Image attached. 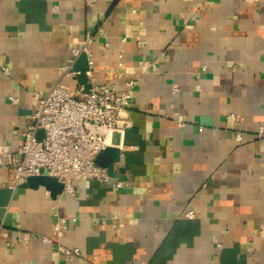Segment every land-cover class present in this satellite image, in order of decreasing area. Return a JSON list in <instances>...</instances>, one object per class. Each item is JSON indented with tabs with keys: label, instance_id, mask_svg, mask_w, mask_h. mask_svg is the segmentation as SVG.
Wrapping results in <instances>:
<instances>
[{
	"label": "crops",
	"instance_id": "crops-1",
	"mask_svg": "<svg viewBox=\"0 0 264 264\" xmlns=\"http://www.w3.org/2000/svg\"><path fill=\"white\" fill-rule=\"evenodd\" d=\"M57 81L130 92L119 154L53 195L4 159L0 264H264V0H0V144Z\"/></svg>",
	"mask_w": 264,
	"mask_h": 264
},
{
	"label": "built area",
	"instance_id": "built-area-1",
	"mask_svg": "<svg viewBox=\"0 0 264 264\" xmlns=\"http://www.w3.org/2000/svg\"><path fill=\"white\" fill-rule=\"evenodd\" d=\"M90 42L91 37H85L82 46L72 50L73 57L82 51L88 52ZM138 44L143 43L139 41ZM72 62L73 58L62 65L61 77L80 73L71 70ZM87 64L84 74L91 78V58ZM132 83L129 80L126 84L130 86ZM35 98L36 108L27 130L21 133L17 150L12 151L7 145L0 144V163L8 159L12 169L10 187L15 188L28 177L39 175L56 178L68 192L73 191L75 179L107 181L109 176L105 167L95 158L105 148L118 144L114 140L116 134L122 139L127 125L124 114L130 103V92L92 82L87 88L83 84L71 88L57 81L46 95H36ZM228 117L234 118V115ZM236 139L241 140L239 133ZM192 215L188 212L189 217ZM55 228L62 233L58 223ZM0 234H3L1 229ZM61 250L65 255L79 254L77 249Z\"/></svg>",
	"mask_w": 264,
	"mask_h": 264
},
{
	"label": "water",
	"instance_id": "water-1",
	"mask_svg": "<svg viewBox=\"0 0 264 264\" xmlns=\"http://www.w3.org/2000/svg\"><path fill=\"white\" fill-rule=\"evenodd\" d=\"M118 154L119 151L116 147L109 146L98 153L95 160L99 165L107 167L109 163L118 157ZM26 181L33 184V186H44L51 191L52 195L61 192L63 188V184L61 182H59L56 178L47 175L30 176L26 179Z\"/></svg>",
	"mask_w": 264,
	"mask_h": 264
}]
</instances>
